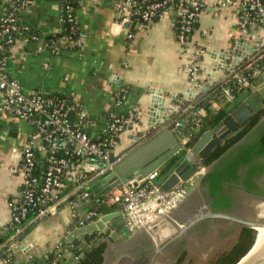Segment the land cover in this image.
I'll return each mask as SVG.
<instances>
[{
	"label": "crops",
	"instance_id": "1",
	"mask_svg": "<svg viewBox=\"0 0 264 264\" xmlns=\"http://www.w3.org/2000/svg\"><path fill=\"white\" fill-rule=\"evenodd\" d=\"M5 1L0 0V15ZM200 1L203 10L192 33L193 47L207 52L230 49L237 37L239 0H232L228 6H220L221 0ZM116 13V0H75L79 46L60 44L58 49H50L44 41L61 30L60 0H34L18 22L39 35V40L16 41L8 46L5 73L18 82L24 94L60 93L68 97L84 115V130L94 138L101 135L111 114L123 116L127 125L115 149L119 153L129 145V138L138 124L145 121L150 92L174 97L183 103L197 86L191 84L185 72L186 56L176 43L172 15L139 25L119 23ZM202 63L206 72L197 82L204 81L217 65L216 59L208 56L202 57ZM206 84L207 81L203 85ZM203 101L200 99L194 106ZM223 101L211 103L209 109L216 112ZM206 110H200L196 121L206 114ZM33 137L34 131L26 121L5 112L0 95V252L12 242L11 249L18 250L12 253L10 249L5 253L18 264H25L29 259L40 262L69 235L74 219L82 215L78 209L73 211L69 206H63L56 216L47 218L33 229L32 225L38 220L26 221L18 235L31 230L16 242L7 235L11 222L8 201L18 198L21 191L20 176L13 170L18 166L22 149ZM213 163L208 167L201 164V170L186 182L185 197L158 221L156 226L163 244L171 237L169 235L177 233L172 223L181 227V223L206 212L202 176ZM202 223L211 224V220L198 224ZM165 229L167 235L162 234ZM189 231L183 235H188ZM124 241L107 240L106 250L110 248V242ZM22 246L25 253L20 250ZM0 264H4L1 255Z\"/></svg>",
	"mask_w": 264,
	"mask_h": 264
},
{
	"label": "built area",
	"instance_id": "2",
	"mask_svg": "<svg viewBox=\"0 0 264 264\" xmlns=\"http://www.w3.org/2000/svg\"><path fill=\"white\" fill-rule=\"evenodd\" d=\"M34 0H6L0 15V50L16 43L37 42L39 37L30 33V28L18 19L28 11ZM116 0L119 23L150 24L167 15L173 17L176 43L186 56L184 69L191 83L196 84L206 67L202 57L207 51L193 47L191 38L199 13L203 10L200 0ZM232 0H221L220 6L230 5ZM237 37L231 50L241 47L244 53L239 62L227 66L229 77L224 82L222 95L232 99L234 91L253 88L250 76L264 84V72L256 62L264 57V0H239ZM61 30L50 40V49L60 44L79 46L74 7L69 0H60ZM23 34L22 39L17 36ZM131 37V35L129 36ZM5 57L0 59V95L6 113L26 121L34 131L19 154V163L13 173L20 176L21 191L16 199L8 201L11 213L9 227L18 235L23 224L47 216L54 217L63 206L73 211L74 196L80 204L90 205L78 227L96 223L102 215L96 208L102 204L113 205L121 211L127 228L135 233L149 231L185 197L186 181L169 191L161 189L159 174L153 171L141 181L132 178L102 196H96L88 187L92 180L103 179L111 171L114 162L111 154L119 144L127 120L111 114L99 137L90 136L83 127L84 115L60 93L44 95L24 94L15 79L5 73ZM224 75V74H223ZM222 75V76H223ZM199 121H196L198 125ZM147 181L143 186L141 183ZM88 201V202H87ZM60 244L57 245L59 248ZM59 257V256H57ZM4 263L11 261L3 260ZM56 260L54 259L53 262Z\"/></svg>",
	"mask_w": 264,
	"mask_h": 264
},
{
	"label": "water",
	"instance_id": "3",
	"mask_svg": "<svg viewBox=\"0 0 264 264\" xmlns=\"http://www.w3.org/2000/svg\"><path fill=\"white\" fill-rule=\"evenodd\" d=\"M207 53L208 57L216 59L217 65L212 70V73L206 75L204 81L197 82L200 85L196 87L197 92L194 89L193 93L190 94L191 96L188 95L183 100V103L176 101L174 97H163L154 91L150 92L149 102L144 115L145 121L140 122L134 130V134L129 138V145L119 153H116L115 150L112 152L111 162H114V164L108 175L100 180H92L88 184L89 189L96 196H102L126 184L132 178L141 181L142 178L153 171H160L159 180L161 189L169 191L180 182L186 181L199 172L202 168V160L221 141L235 134L240 127L262 108L258 97L264 101V84L259 83L257 86L251 88V93L238 101L233 98L230 100L223 98L222 89L224 82L229 77V73L226 70H231L230 66H227V61L231 60V65L239 62L244 55L241 47L236 46L233 50L230 48L221 51H208ZM203 72L206 71L203 70ZM205 81L208 84L203 85ZM200 99H204V101L194 106ZM220 100L224 101L216 113L225 109V116L213 127L201 130L199 123L198 125L195 124L198 113L201 109H207L206 112L211 111L209 109L211 103H217ZM193 121L195 122L191 125ZM263 128L264 117L260 119L248 134L230 147L203 173L202 183L206 212L198 213V215H195L189 221L181 223V227L176 223H172L177 229V233L171 236L164 244L161 241L158 226H153L147 231L157 246L154 251L155 254L182 236L195 224L207 220H217L257 231L256 247L250 257L242 264H264V198H253L252 204H250V200L239 194L238 203L241 205L240 209L248 207L246 212H241L240 209L238 211V214H241L243 218L223 212H212L211 204L213 200L210 196L209 182L207 180L209 174L225 165L229 166L231 164L229 158L237 148H243L244 146L248 148L252 147L262 139L264 133L261 132V129ZM244 167L243 165L238 168L239 174L245 170ZM146 182L141 183L140 186H143ZM228 187L230 186L227 185ZM73 198L75 201L73 207H76L82 213L79 217L83 218L87 205L80 204L77 195ZM47 218L49 216L39 219L32 225L31 229ZM31 229H27L21 235H15L13 231L11 238L16 242ZM106 231L110 232L109 238L113 241L118 239L127 240L134 234L125 225L122 212L114 211L102 215L94 224H88L84 227L75 226L66 239L72 241L74 238L84 234ZM255 243L256 238L249 250L234 264H239L251 251ZM12 246V242L7 244L5 249L0 252V255L10 250ZM17 250L18 248L16 250L11 249V252L15 253ZM20 250L24 253L26 252L23 246L20 247ZM31 261H34V259H31ZM13 264L18 263L13 260Z\"/></svg>",
	"mask_w": 264,
	"mask_h": 264
},
{
	"label": "trees",
	"instance_id": "4",
	"mask_svg": "<svg viewBox=\"0 0 264 264\" xmlns=\"http://www.w3.org/2000/svg\"><path fill=\"white\" fill-rule=\"evenodd\" d=\"M75 0H69V3L74 7ZM151 1V0H150ZM159 1V0H158ZM149 3L146 1V4ZM30 33L37 35L30 29ZM57 35H52L48 37L44 42L50 45V40L54 39ZM18 39L23 38V34L17 36ZM60 46V45H59ZM7 47H4L0 50V59L7 56L6 53ZM256 67L259 71L264 72V57L256 62ZM250 84L255 87L260 81L258 78L250 76ZM250 88L240 89L234 91L232 98L235 100H240L246 95L250 94ZM259 101L262 103V108L252 116V118L246 122L239 130L231 137L221 141L211 153L202 160L203 167H208L221 155H223L231 146L237 143L241 138H243L262 118L264 115V101L259 98ZM226 112L225 109H222L219 113L207 111L206 114L200 118L199 125L200 129L213 127L216 125L224 116ZM246 151V152H245ZM264 153V137L260 139L254 146L245 149L239 163L247 164L252 156L257 157ZM235 167L238 165V162L233 163ZM230 164L229 166H231ZM231 170L228 169V166L219 168L215 172L207 176L209 182V191L211 199L213 200L211 204L212 212L226 211L229 199L227 197H220L218 194L222 188V183L225 181H233V173L236 171V168ZM232 168V167H231ZM264 169L255 167L251 169V173H261ZM158 174H161L158 171ZM253 185H247L244 187V190L247 192H253ZM87 209H92L90 205H87ZM116 209L113 205L102 204L96 208V213L99 215H105L108 213L114 212ZM81 216V215H80ZM81 217L74 219V225L71 228V231L75 226H77ZM82 219V218H81ZM7 235L11 237L13 234V228L7 229ZM109 231L106 232H91L74 238L72 241H68L65 237L59 242V248H53L40 262L31 261L29 259L25 264H103L104 253L107 248V240L109 238ZM255 230L240 227L238 231V236L236 242L232 247L223 253L218 254L212 262L208 264H234L237 262L252 246L255 240ZM106 239V240H105ZM1 241V240H0ZM59 256V257H57ZM3 260L10 259L11 261L5 262L4 264H13V257L4 253L1 255ZM186 258V252L182 251L177 260L173 264H183ZM56 260L53 262V260Z\"/></svg>",
	"mask_w": 264,
	"mask_h": 264
},
{
	"label": "rangeland",
	"instance_id": "5",
	"mask_svg": "<svg viewBox=\"0 0 264 264\" xmlns=\"http://www.w3.org/2000/svg\"><path fill=\"white\" fill-rule=\"evenodd\" d=\"M239 228L225 221L213 225L198 224L188 235L180 236L157 254L154 252L157 246L148 233L137 231L129 240L115 244L110 242V248L104 253L103 264H173L182 251L186 252L183 264H208L218 254L232 247ZM170 231L174 232V229L170 228ZM167 234L168 231L163 235Z\"/></svg>",
	"mask_w": 264,
	"mask_h": 264
},
{
	"label": "flooded vegetation",
	"instance_id": "6",
	"mask_svg": "<svg viewBox=\"0 0 264 264\" xmlns=\"http://www.w3.org/2000/svg\"><path fill=\"white\" fill-rule=\"evenodd\" d=\"M261 132L264 133V128L261 129ZM244 147L243 148H237L235 151L232 152L231 157L229 158L230 163L232 165L228 166V169L229 170L233 169L235 167V165L233 163L238 162V165L235 167L236 171L233 173V181L223 182L222 188L218 194L220 197H227L229 199L228 205H227V210L226 211H218V212H223V213L233 215V216H238L241 218H243V216L241 214H238V211H239L240 206H241L238 203L239 194H242L245 198L250 200L251 201L250 204H252L253 198H264V170L259 174L250 172L251 169L255 168V167H259L260 169H264V162H263L264 153L260 156H257V157L252 156L247 164H242V163H239V159H241V156H242L244 150L248 149V147H245V148ZM243 155H245V154H243ZM243 165L245 166L244 167L245 170L241 174H239L238 168L240 166H243ZM249 184L253 185V187H252L253 192L252 193L244 190V187H247V185H249ZM227 185H229L230 187L227 188ZM245 206H243V207H245ZM247 208L248 207H245V209H242V210L240 209V210H241V212L242 211L246 212L248 210ZM217 222H223V221L211 220V224H209V225H213ZM195 226L196 225H194L193 228L191 227L189 230L194 229Z\"/></svg>",
	"mask_w": 264,
	"mask_h": 264
},
{
	"label": "bare ground",
	"instance_id": "7",
	"mask_svg": "<svg viewBox=\"0 0 264 264\" xmlns=\"http://www.w3.org/2000/svg\"><path fill=\"white\" fill-rule=\"evenodd\" d=\"M168 230H163L162 231V234H164V232H166ZM256 235H255V238H256V243L255 245L253 246V248L251 249V251L241 260V262L239 264H242V263H245V261L250 257V255L252 254L254 248L256 247V244H257V231H255Z\"/></svg>",
	"mask_w": 264,
	"mask_h": 264
}]
</instances>
